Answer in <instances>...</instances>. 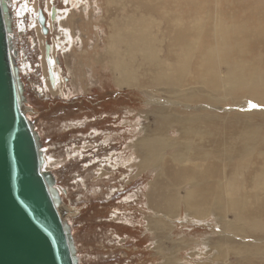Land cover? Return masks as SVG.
<instances>
[{"label": "bare ground", "instance_id": "bare-ground-1", "mask_svg": "<svg viewBox=\"0 0 264 264\" xmlns=\"http://www.w3.org/2000/svg\"><path fill=\"white\" fill-rule=\"evenodd\" d=\"M104 1L108 36L97 61L116 88L160 96L148 97L155 128L144 126L136 144L140 173H153L146 227L156 258L165 257L158 264H264V0ZM28 12L18 8L20 31ZM57 14H44L45 24ZM45 46L55 90L57 47ZM209 219L219 228L207 237H173L172 223Z\"/></svg>", "mask_w": 264, "mask_h": 264}, {"label": "rangeland", "instance_id": "rangeland-1", "mask_svg": "<svg viewBox=\"0 0 264 264\" xmlns=\"http://www.w3.org/2000/svg\"><path fill=\"white\" fill-rule=\"evenodd\" d=\"M5 3L15 50L10 56L21 102L28 108L23 114L39 137L42 169L57 180L62 199L58 212L72 234L78 264H158L165 257L156 258L155 238L146 227L152 216L146 195L153 173H140L136 144L144 137V126L150 131L155 128L149 100L160 96L116 88L108 65L97 61L105 52L108 36L105 1ZM21 5L30 13L20 23L25 33L17 36ZM39 8L47 21L49 10L55 8L58 13L56 22H46L45 36L35 26ZM45 42L57 47L51 55L60 63V83L55 90L45 78ZM46 136L48 141L43 139ZM213 223L209 219L203 225H188L180 220L172 223L177 229L173 237L182 233L207 237L219 228ZM186 264L196 263L189 260Z\"/></svg>", "mask_w": 264, "mask_h": 264}, {"label": "water", "instance_id": "water-1", "mask_svg": "<svg viewBox=\"0 0 264 264\" xmlns=\"http://www.w3.org/2000/svg\"><path fill=\"white\" fill-rule=\"evenodd\" d=\"M6 0H0V264H78L58 209L55 175L43 171L39 137L26 119L11 50ZM38 21L47 34L45 17Z\"/></svg>", "mask_w": 264, "mask_h": 264}, {"label": "flooded vegetation", "instance_id": "flooded-vegetation-1", "mask_svg": "<svg viewBox=\"0 0 264 264\" xmlns=\"http://www.w3.org/2000/svg\"><path fill=\"white\" fill-rule=\"evenodd\" d=\"M12 10H14L13 8H12ZM42 10V9H41ZM44 14V13H43ZM14 15V14H13ZM18 24V23H17ZM45 26H46V24H45ZM25 31H26V29H24ZM25 31H23V32H21V31H19L18 30V32L17 33H15L17 36H20V35H23L24 33H25Z\"/></svg>", "mask_w": 264, "mask_h": 264}, {"label": "trees", "instance_id": "trees-1", "mask_svg": "<svg viewBox=\"0 0 264 264\" xmlns=\"http://www.w3.org/2000/svg\"><path fill=\"white\" fill-rule=\"evenodd\" d=\"M44 140L48 141V137L46 136V138L43 137ZM113 261H116L115 259L112 258Z\"/></svg>", "mask_w": 264, "mask_h": 264}]
</instances>
